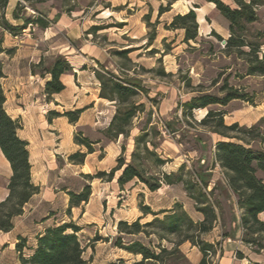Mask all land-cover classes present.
<instances>
[{"label":"rangeland","instance_id":"rangeland-1","mask_svg":"<svg viewBox=\"0 0 264 264\" xmlns=\"http://www.w3.org/2000/svg\"><path fill=\"white\" fill-rule=\"evenodd\" d=\"M18 1L12 0L7 11L11 21V12ZM174 1L177 4L168 7V0H48L37 11L27 7L23 12L27 17L46 20L49 24L46 30L34 25L17 36H6L4 47L11 53L0 56L6 79L2 85L10 102L23 110L26 118L24 123L19 120L21 128L30 126L22 137L32 141L28 150L35 166L33 183L42 190L40 196L25 206L24 214L13 220L14 231L0 234V264H19L15 245L20 237L27 240L28 247H33L36 236L46 227L63 223H73L81 229L78 237L85 248L87 264H133L137 260L134 256L114 246L119 237V222L132 223L143 218L142 207L159 212L175 203H180L194 221L202 219L183 184L164 186L152 193L135 183L120 189L117 184L120 172L113 181L100 176L117 166L123 145L127 148L126 155H130L141 120L134 121L128 141L120 138L109 142L105 138L104 131L117 106L99 100L100 84L95 72L105 77L112 73L141 80L144 92H140L138 102L152 111V121L163 133L158 154L166 164L160 171L177 172L184 165L185 180L199 182L198 174L208 176L207 192L218 183L223 185L222 171L214 161L215 145L222 139L212 133L214 122L202 126L200 121L209 110L222 111L226 125L239 123L250 127L264 117V76L247 75L248 64L243 57L228 51L226 44L210 36L215 31L227 41L228 22L210 6L209 0ZM161 8L165 12L160 13ZM193 8H202V12L195 11L197 19L203 16L204 20L198 23L197 43L191 42L189 46L184 43L185 31L172 28L171 23L177 15H185ZM258 16L259 20L248 26L250 41L264 44V37L254 39L258 32L264 36V7L258 9ZM122 23L125 26H120ZM93 27L100 30L92 33ZM153 35L156 38L150 42L148 38ZM94 47L107 53V57L99 56L101 64L87 58ZM123 50L133 52L125 58L117 54ZM260 52L264 53V47ZM58 56L66 57L73 71L62 76L65 90L54 95L50 102L45 96L50 76L41 74ZM41 61L42 67H36ZM230 87L246 99L232 101L226 107L213 105L184 114L185 103L208 95L223 99ZM83 109L88 110L76 124L64 117ZM52 112L59 116L51 115ZM167 122L173 123L175 133H171ZM82 139L94 143L95 153L87 154V149L80 145ZM76 154H87L83 165L71 161L70 157ZM80 160L77 158L76 162ZM87 185L91 186L88 203L68 212L70 193L77 195ZM214 198L221 201L222 213L213 230L204 237L215 246L212 264H264V254H252L237 243V226L232 225L233 216L237 220L236 207L231 209L221 190ZM260 219L264 221V214ZM151 220L152 216H148L141 223ZM6 243L8 248L3 252L1 245ZM237 249L244 258H239ZM182 250L191 263L198 264L201 260V253L191 244H185ZM24 254L28 256L30 251L25 249Z\"/></svg>","mask_w":264,"mask_h":264},{"label":"trees","instance_id":"trees-1","mask_svg":"<svg viewBox=\"0 0 264 264\" xmlns=\"http://www.w3.org/2000/svg\"><path fill=\"white\" fill-rule=\"evenodd\" d=\"M11 1L0 0V56L11 53V50L8 51L4 47L7 35L17 36L34 25L41 30H46L49 26L43 18L33 19L23 13L27 7H31L34 11L39 10L38 7L48 0H19L11 12L12 21L7 17ZM232 1L233 6L221 0L208 2L215 5L216 10L229 24L230 37L226 41L227 50L234 51L247 62V75L264 76V53L260 54L264 44L251 42L248 29L249 25L259 20L258 9L264 7V0ZM174 3V0H168V7ZM163 10L164 8H161L160 13L165 12ZM15 22L21 23L14 25ZM123 24L125 23L120 26H125ZM171 27L185 31V44L190 46L191 42L197 43L199 24L196 11L190 10L185 15H177ZM99 30V27H93L91 32L95 33ZM210 36L223 42V38L215 31H212ZM262 37L264 36L258 32L254 39L259 40ZM155 38L153 35L148 40L153 42ZM131 52L133 51L123 50L117 54L127 58ZM42 65L43 61L36 67ZM120 70L125 72L123 69ZM72 71L73 67L66 57L58 56L45 73L41 74L43 77L50 76V80L45 85V96L48 101L51 102L54 95L61 94L65 90L61 78ZM95 75L100 84L99 98L117 106L110 124L104 131V136L109 142L120 138L128 141L134 121L141 120L140 132L133 138V150L130 155H126L127 148L123 145L117 166L109 174L101 173L100 176H106L113 181L116 173L120 172L117 179L120 189L135 183L143 185L152 193L161 190L164 186L174 187L183 184L188 197L195 202V211L202 215V220L194 221L180 203H175L172 208L159 212H153L147 206L142 207L143 218L152 216V220L142 224L141 217L132 223L119 222L117 224L119 237L114 246L134 256L137 260L133 264H193L182 250V247L189 243L202 255L198 264H212L211 259L216 255L215 246L208 243L204 237L220 220L221 201L214 197L221 190L224 200L230 204L231 209L235 206L239 214L243 245L255 255L264 254V221L260 219V215L264 213V117L250 127L240 126L239 123L226 125L222 111L209 110L200 121L202 126H209L214 122L215 125L211 126L212 133L222 139L215 145L214 161L222 171L223 185L218 183L207 192L210 183L208 176L198 174L200 183L185 180L182 176L184 165L177 172L160 171L166 164V160L158 154L163 133L152 121V111L147 110L144 103L138 102L140 92H144L141 80L127 76L117 77L112 73H107L108 77L99 72H95ZM4 78V64L0 59V149L10 163L13 173L8 185L9 195L0 203V233L7 234L14 229L13 220L22 216L25 206L40 193V187L33 183L29 144L18 137L21 122L13 120L5 109L6 95L2 85ZM245 99L244 95H240L230 87L223 99L209 95L197 97L185 103L183 110L185 114L197 109H207L213 105L226 107L232 101ZM84 110L66 113L64 117L69 118L71 124H76ZM141 114H146L147 117L142 118ZM51 115L59 116L54 112ZM176 122L178 123L177 120ZM166 126L171 128V133L177 131L174 130L173 123L167 122ZM93 144L89 139L80 141V145L87 149V154L95 153ZM87 154H76L70 159L77 165H83ZM77 158L81 160L76 162ZM90 195L89 185L77 195L70 193L68 212L71 208L80 207L82 203H88ZM217 209H219L218 213ZM234 217L232 225L236 224ZM80 231L81 229L73 223L46 227L43 233L36 236L33 247H28L27 240L20 237L15 245L19 264H87L84 258L85 248L78 237ZM25 249L30 251L28 256L24 254ZM237 255L239 258H244L241 252Z\"/></svg>","mask_w":264,"mask_h":264},{"label":"crops","instance_id":"crops-1","mask_svg":"<svg viewBox=\"0 0 264 264\" xmlns=\"http://www.w3.org/2000/svg\"><path fill=\"white\" fill-rule=\"evenodd\" d=\"M223 1L224 3L230 5V6H233V1L232 0H221ZM177 3H175L174 5H176ZM211 4V3H209ZM214 8V7H213ZM196 9H202V8H196ZM192 10H195V8H193ZM204 18V17H203ZM200 24V22H198ZM212 32V31H211ZM211 34V33H210ZM93 51L92 54H89L87 56L88 59H92L91 61H97L101 64L100 60H99V56L101 57H107V53L99 48H92L91 49ZM96 54V55H95ZM85 62H87L85 59H84ZM75 73H77V71H74ZM48 77H46L47 79ZM6 80V79H4ZM49 81V79H47V82ZM5 90V89H4ZM5 95H6V103H5V109H6V112L7 114L13 119V120H20L24 123V120H25V116L23 115L22 113V108L18 107L15 105L14 101L10 102V97L7 96V92L5 91ZM59 95V94H58ZM100 101H106L104 99H101L99 98ZM10 103V108H8V104ZM88 109H85V111H87ZM83 112V113H84ZM264 116V114L262 115ZM30 129V126H28V124L26 126H23L22 125V128L18 131V137L27 142L29 144V148L32 146V141L29 139V138H23L22 136L26 134V131ZM29 154H30V163H31V166H32V179H33V174H34V169H35V166H34V163H32V158H33V155H32V152L29 151ZM55 158V157H54ZM13 173H12V169H11V165L10 163L8 162V160L5 158V156L3 155L1 149H0V203L5 201L6 198L8 197L9 195V190H8V185H9V182H10V179L12 177ZM36 186H39V184H36ZM41 190L42 188H40V193L38 195H35L32 199L34 200V198H36L37 196H40L41 195ZM30 201V202H31ZM28 205V204H27ZM190 215V213H188ZM197 215H200L202 217L201 214L197 213ZM192 216V215H190ZM21 217V216H20ZM202 220L200 219L199 217V221ZM236 226H237V243L238 244H242V241H241V238H242V231H241V228H240V223H239V214L237 213V220H236ZM14 229H15V225H14ZM13 229V231H14ZM12 231V232H13ZM12 232L10 233H7V234H4V233H0V234H4V235H8V234H11ZM1 248H2V251L4 252L7 248H8V245L7 243L6 244H2L1 245ZM249 250V249H248ZM237 251H239V249H237ZM250 251V250H249ZM251 253V251H250ZM253 254V253H252ZM2 259V257H0Z\"/></svg>","mask_w":264,"mask_h":264},{"label":"bare ground","instance_id":"bare-ground-1","mask_svg":"<svg viewBox=\"0 0 264 264\" xmlns=\"http://www.w3.org/2000/svg\"><path fill=\"white\" fill-rule=\"evenodd\" d=\"M210 6H211V7H215V5H214L213 3H211ZM188 9H189V8H188ZM195 10L198 11V12H202V9H195ZM203 20H204L203 16L198 17V19H197V21L200 22V23H202ZM263 214H264V213H263Z\"/></svg>","mask_w":264,"mask_h":264},{"label":"water","instance_id":"water-1","mask_svg":"<svg viewBox=\"0 0 264 264\" xmlns=\"http://www.w3.org/2000/svg\"><path fill=\"white\" fill-rule=\"evenodd\" d=\"M194 11H195V10H194ZM222 43H223V44H226V41H223Z\"/></svg>","mask_w":264,"mask_h":264}]
</instances>
